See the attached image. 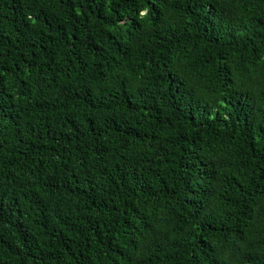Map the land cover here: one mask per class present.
I'll list each match as a JSON object with an SVG mask.
<instances>
[{
	"label": "trees",
	"instance_id": "1",
	"mask_svg": "<svg viewBox=\"0 0 264 264\" xmlns=\"http://www.w3.org/2000/svg\"><path fill=\"white\" fill-rule=\"evenodd\" d=\"M0 264H264V0H0Z\"/></svg>",
	"mask_w": 264,
	"mask_h": 264
}]
</instances>
